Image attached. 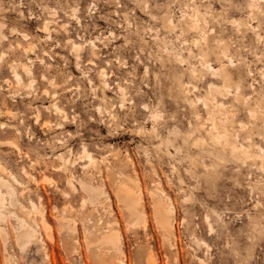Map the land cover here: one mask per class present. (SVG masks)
<instances>
[{
    "label": "rangeland",
    "instance_id": "1",
    "mask_svg": "<svg viewBox=\"0 0 264 264\" xmlns=\"http://www.w3.org/2000/svg\"><path fill=\"white\" fill-rule=\"evenodd\" d=\"M0 30V264H264V0H0Z\"/></svg>",
    "mask_w": 264,
    "mask_h": 264
},
{
    "label": "bare ground",
    "instance_id": "2",
    "mask_svg": "<svg viewBox=\"0 0 264 264\" xmlns=\"http://www.w3.org/2000/svg\"><path fill=\"white\" fill-rule=\"evenodd\" d=\"M2 29V28H1ZM46 29V27L44 28ZM42 30V29H41ZM48 30V29H46ZM45 30V31H46ZM1 31V30H0ZM2 32V31H1ZM47 32V31H46ZM3 34H1L2 36ZM27 36V35H26ZM25 36V37H26ZM4 37V36H3ZM2 39V38H1ZM24 51H26L28 53V57H30V60L32 59V55H34V46H28V47H23ZM79 49V47H78ZM76 50V49H75ZM2 59V57H1ZM0 59V60H1ZM31 68H26L25 67V71L30 74L31 71H30ZM104 70V69H103ZM213 73H215L213 71ZM252 74V73H251ZM104 73H102V77H104ZM16 78L17 80L21 81V76L16 74ZM35 80V79H34ZM46 80V79H45ZM34 82V81H33ZM90 82V81H89ZM92 84V82H90ZM105 85L107 86L108 84L105 83ZM95 89V88H94ZM210 89H212V95H218L220 92L219 89H225V88H220V87H217V86H211ZM93 90V89H92ZM46 91V90H45ZM49 94V93H48ZM47 94V95H48ZM50 95V94H49ZM55 98V97H54ZM214 98V97H213ZM55 107V106H54ZM49 109V108H47ZM100 109V107H99ZM51 109H49L50 111ZM52 111V110H51ZM100 111V110H99ZM9 113V112H8ZM39 113V112H38ZM55 113H66V112H63L62 110H60L58 107H55ZM40 114V113H39ZM59 115V114H58ZM155 115V114H154ZM63 116V114H62ZM37 118V117H36ZM66 118V117H65ZM63 119V118H62ZM67 119V118H66ZM40 120V117L38 116L37 118V121ZM157 120V119H156ZM212 120L214 122V127H215V130H217L218 134L216 136V138L218 140H221L223 136L222 133H220V127L221 126H224L223 124L225 123V116L223 115V113L221 112H218V113H215L213 116H212ZM47 122V121H46ZM49 122V121H48ZM45 123L44 124V127H48L49 124ZM66 122V121H65ZM64 126V125H62ZM61 127V126H59ZM154 131V130H153ZM214 134V133H213ZM237 136V135H236ZM217 140V142H218ZM14 142V141H13ZM171 142L168 141L166 144H170ZM220 143V141H219ZM229 144V142H228ZM18 146V145H17ZM169 148V147H168ZM86 149V148H84ZM262 149V148H261ZM168 150V149H167ZM235 151V150H234ZM262 152H264L263 150H261ZM169 152V151H168ZM174 152V151H173ZM249 152V151H248ZM88 153V151H87ZM174 154V153H172ZM91 155V154H90ZM172 156V155H171ZM89 157V156H88ZM92 160V159H91ZM245 164V163H244ZM1 182H2V185L4 187L7 188V191H8V194L9 196L11 197V199H13L14 197V187L9 183V182H5L4 180L0 179ZM17 181V180H16ZM18 183V182H17ZM120 198H122V201H124L127 205V208H128V211L131 213L132 216H140V213L138 211V205H139V199L135 196V195H132L131 193H120ZM4 199V196L2 193H0V201L2 202V200ZM32 204V203H31ZM35 205V204H33ZM32 205V206H33ZM35 208V207H33ZM37 208V207H36ZM35 208V210H36ZM39 210V209H38ZM173 213L172 211V208L168 205H166L165 203H161V202H156L155 203V207H154V214H155V217H156V220L158 221V223L163 227V229L165 231H167L168 233L172 234L174 232L173 230V226L169 220V215H171ZM1 216V215H0ZM207 220V218H206ZM211 227V226H210ZM210 229V228H209ZM211 230V229H210ZM211 232V231H210ZM51 233V232H50ZM36 230L30 226L25 220H21L20 221V226H19V229H18V235H17V240H18V244H20L21 246H26L28 245V243L32 242L35 237H36ZM2 236L4 238V240L7 242V234L5 231L2 232ZM51 236V235H50ZM106 240L108 242H112V243H116L117 245L119 244V236L117 234H111L109 236L106 237ZM205 244V243H204ZM24 248V247H22ZM156 260V259H155ZM155 260L150 257L149 260H148V264H156Z\"/></svg>",
    "mask_w": 264,
    "mask_h": 264
}]
</instances>
